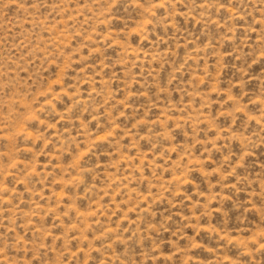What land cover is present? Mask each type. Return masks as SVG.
I'll use <instances>...</instances> for the list:
<instances>
[{
	"label": "rangeland",
	"instance_id": "1",
	"mask_svg": "<svg viewBox=\"0 0 264 264\" xmlns=\"http://www.w3.org/2000/svg\"><path fill=\"white\" fill-rule=\"evenodd\" d=\"M0 264H264V0H0Z\"/></svg>",
	"mask_w": 264,
	"mask_h": 264
}]
</instances>
